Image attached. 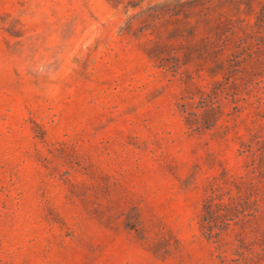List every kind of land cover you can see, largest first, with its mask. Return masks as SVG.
Returning <instances> with one entry per match:
<instances>
[{"label": "rangeland", "instance_id": "1", "mask_svg": "<svg viewBox=\"0 0 264 264\" xmlns=\"http://www.w3.org/2000/svg\"><path fill=\"white\" fill-rule=\"evenodd\" d=\"M0 264H264V0H0Z\"/></svg>", "mask_w": 264, "mask_h": 264}]
</instances>
